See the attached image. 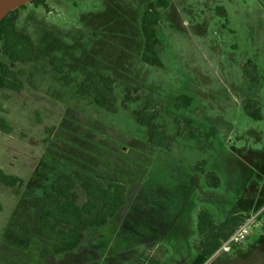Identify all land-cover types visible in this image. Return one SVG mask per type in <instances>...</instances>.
<instances>
[{
	"label": "rangeland",
	"instance_id": "obj_1",
	"mask_svg": "<svg viewBox=\"0 0 264 264\" xmlns=\"http://www.w3.org/2000/svg\"><path fill=\"white\" fill-rule=\"evenodd\" d=\"M168 1V8L157 10L160 67L141 60V17L154 0L26 3L17 12V29L31 45L32 59L12 68L19 91L0 88V171L22 181V195L40 166L54 161H45L47 153L70 150L68 142L74 149V139L95 145L75 130L109 141L129 158L149 136L135 113L147 104L159 110L153 123L165 130L169 149L149 156L144 184L148 201L155 202L149 208L161 215L158 229L165 230L155 235L154 248L143 249L136 235L109 227L100 250L119 264H192L198 212L206 209L220 223L250 187L264 189V0ZM54 58L64 61L66 79L54 70ZM2 64L8 60L0 55ZM253 66L260 78L255 97L261 120L242 108L253 96L245 76V71L255 75ZM91 72L114 80L113 112L77 93ZM180 96L192 99L189 107L175 108ZM60 133L61 141L51 143ZM198 162L218 185L207 187L202 177L185 199L184 186ZM18 203L11 189L0 186V264H17L23 253L6 238L29 232L28 221L13 216ZM25 222V230L18 227ZM131 252L137 262L127 258ZM216 252L204 264H264L260 217L240 245Z\"/></svg>",
	"mask_w": 264,
	"mask_h": 264
},
{
	"label": "trees",
	"instance_id": "obj_2",
	"mask_svg": "<svg viewBox=\"0 0 264 264\" xmlns=\"http://www.w3.org/2000/svg\"><path fill=\"white\" fill-rule=\"evenodd\" d=\"M30 3L37 7L44 4V0H33ZM25 5L0 20V55L8 60V64L0 66L1 89L19 91L22 85L12 68L32 59L31 45L20 37L17 29V12ZM169 5L168 0H154L141 17L140 29L144 39L141 60L147 65H162L158 55L160 44L156 38V27L160 21L157 10L166 9ZM217 12L224 15L222 9H217ZM52 66L66 79L62 59L54 58ZM252 70L254 76L247 71L245 76L249 91L255 97L260 90V78L255 66ZM113 85L112 78L91 72L84 77L77 93L82 98L91 99V103L113 112ZM252 97L243 100V111L251 119L261 120L258 100ZM191 101L189 97L180 96L174 106L177 109L187 108ZM158 113L156 106L151 104L135 113L137 121L147 127L149 136L146 141L135 145L136 151L129 158L123 157L109 141L98 140L77 129V134L80 132L96 147L74 139V149L69 148L68 142L64 145L70 150L57 149L53 155L47 153L48 160L45 161H49V158L54 161L50 164L44 162L40 166L28 181L23 195L20 193L22 181L0 171V186L11 189L19 201L13 216H22L29 223V232L24 234L25 231L21 230L19 238L6 235L7 240H15L20 250H23L17 264H119L108 260L100 250L102 233L109 227H117L121 232L136 235L139 248L155 247V235L160 236L165 229H158L161 215L156 217L154 210L149 208L155 202L148 201L145 175L149 168V156L157 151H167L170 144L165 130L153 123ZM184 123L189 125L192 122L185 120ZM61 134L57 141L51 143L60 142ZM107 134L111 135L110 132ZM203 166L204 162H198L191 167L187 187L184 186L185 199L198 186L202 177L207 187L218 185L212 173H204ZM263 207L264 189L259 191L250 187L237 199L234 212L220 223L215 222L208 210H200L197 216L198 240L195 245L197 254L192 264H204L240 224ZM26 223L18 227L25 230ZM164 227H167V223ZM131 253L127 258L136 261V252ZM122 254L129 255L130 252Z\"/></svg>",
	"mask_w": 264,
	"mask_h": 264
},
{
	"label": "built area",
	"instance_id": "obj_3",
	"mask_svg": "<svg viewBox=\"0 0 264 264\" xmlns=\"http://www.w3.org/2000/svg\"><path fill=\"white\" fill-rule=\"evenodd\" d=\"M259 216V213L251 215L247 220H245L242 224H240L234 232L228 237L226 241H224L219 247L218 253H228L230 247L233 245H240L248 236V231L252 226L255 225V220Z\"/></svg>",
	"mask_w": 264,
	"mask_h": 264
},
{
	"label": "water",
	"instance_id": "obj_4",
	"mask_svg": "<svg viewBox=\"0 0 264 264\" xmlns=\"http://www.w3.org/2000/svg\"><path fill=\"white\" fill-rule=\"evenodd\" d=\"M32 1L33 0H0V20H2L8 13Z\"/></svg>",
	"mask_w": 264,
	"mask_h": 264
},
{
	"label": "crops",
	"instance_id": "obj_5",
	"mask_svg": "<svg viewBox=\"0 0 264 264\" xmlns=\"http://www.w3.org/2000/svg\"><path fill=\"white\" fill-rule=\"evenodd\" d=\"M263 209H261L258 213H259V217H260V222L262 224H264V213H263Z\"/></svg>",
	"mask_w": 264,
	"mask_h": 264
}]
</instances>
